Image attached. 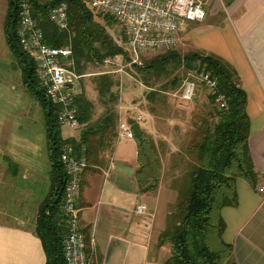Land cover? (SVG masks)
Listing matches in <instances>:
<instances>
[{
    "label": "crops",
    "instance_id": "obj_1",
    "mask_svg": "<svg viewBox=\"0 0 264 264\" xmlns=\"http://www.w3.org/2000/svg\"><path fill=\"white\" fill-rule=\"evenodd\" d=\"M214 1L207 2L210 7L204 20L186 24L182 38L193 49L220 58L236 72L246 94L248 147L257 173L255 187L237 178L236 205L220 209L225 224L222 238L232 247L224 264H264V191H260L264 187V0H229L212 6ZM6 10L7 1L0 0L1 207L11 214L20 209L23 213L0 222V264H45V252L31 217L26 218L28 222L13 221L36 213L50 183L41 109L25 91L6 42ZM127 116L123 109L117 113L111 145L99 147L97 158L87 162L81 177L79 224L89 264H163L170 256L167 242L152 245L167 226V205L175 191L163 176L154 191H139L134 175L137 140L118 139L117 130L119 122H137L141 129L143 117L137 121V115H130L132 120ZM99 117L90 118L89 123ZM80 124L76 135L61 136L78 140L86 123ZM18 176L27 179L25 187L15 181ZM32 188H44L45 194L27 202L34 193ZM139 203L146 206L142 213L136 210Z\"/></svg>",
    "mask_w": 264,
    "mask_h": 264
},
{
    "label": "trees",
    "instance_id": "obj_2",
    "mask_svg": "<svg viewBox=\"0 0 264 264\" xmlns=\"http://www.w3.org/2000/svg\"><path fill=\"white\" fill-rule=\"evenodd\" d=\"M6 1V42L19 66L25 91L41 108L45 152L49 163L50 185L39 204L34 233L41 240L46 256L45 264H64L62 242L67 226L62 212V195L66 177L60 153L65 144H71L78 152L83 149L87 162L93 163L99 147L111 145L117 114L113 110H106L96 121L89 123L92 104L79 85L80 91L74 98L76 117L86 125L78 140L61 136V125L57 119L60 106L46 97L36 73L35 61L20 49L17 42L18 6L21 0ZM28 1L32 3V15L38 22L43 42L56 47L70 45L77 73L82 61L101 63L107 57L123 55L125 60L132 62L130 54L113 41L101 23L94 20L96 11L82 0H65L68 5V27L64 30L58 29L48 18L50 9L62 0ZM97 14L104 17L106 24L116 22L108 14ZM158 53L146 63L132 62V65L140 73L166 71L170 66L180 64L186 70H204L216 81L215 89L209 93L208 98L217 101L218 96H223L225 101V105L216 110L217 120L211 125L202 126L200 140L191 148L199 163L187 173L174 210L169 213L172 220L158 236L159 242H168L170 245V256L163 264H224L232 247L222 238L225 224L220 209L236 205L237 178L244 179L253 187L257 181L248 147L246 94L239 85L234 69L214 55L190 51L181 56L171 49ZM97 78L98 93L103 96L111 82L104 73ZM148 95L152 99V91ZM136 142L138 167L134 175L139 191H154L160 179L159 153L153 140L143 133ZM5 159L11 163L10 159ZM213 243L217 244L215 250L210 247Z\"/></svg>",
    "mask_w": 264,
    "mask_h": 264
},
{
    "label": "built area",
    "instance_id": "obj_3",
    "mask_svg": "<svg viewBox=\"0 0 264 264\" xmlns=\"http://www.w3.org/2000/svg\"><path fill=\"white\" fill-rule=\"evenodd\" d=\"M88 7L102 14L112 16L122 36L120 40L125 50L131 55L132 62L139 60L143 53L160 52L172 48L181 28L190 22H200L206 15L205 6L209 0H82ZM32 3L21 0L18 6V25L16 38L20 49L36 63V73L45 89L46 97L60 106L58 122L73 129L80 126L76 117L74 98L79 93L78 79L81 77L74 70L70 45L50 46L43 42L38 22L32 15ZM49 20L60 30L68 27V5L65 0L55 4L48 13ZM108 62V60H107ZM199 81L212 93L216 81L204 70L195 69ZM196 85L194 79L187 78L174 94L181 105L195 101ZM217 100L225 105L223 96ZM142 116L137 115V121ZM118 139H134L130 124L119 122ZM60 161L65 173L62 195V212L66 221L67 232L62 242L64 264H89L86 253L85 235L79 224L77 195L82 174L87 166L83 149L78 152L71 144H65ZM264 191V187L260 188ZM137 212L146 210L145 204L139 203Z\"/></svg>",
    "mask_w": 264,
    "mask_h": 264
},
{
    "label": "rangeland",
    "instance_id": "obj_4",
    "mask_svg": "<svg viewBox=\"0 0 264 264\" xmlns=\"http://www.w3.org/2000/svg\"><path fill=\"white\" fill-rule=\"evenodd\" d=\"M228 1L215 0L212 6H221L222 3L225 4ZM209 7L205 6L206 12ZM93 18L105 27L107 33L117 45H120L124 51H127L125 50V45L120 40V36H122L120 26L115 21L106 24L104 17L101 14H97V12L94 13ZM187 25L181 28L176 44L172 48H169L181 56L190 51H197L182 38L186 32ZM154 53L156 52H146L141 54L142 56L139 55V60L136 63H146L159 54L158 52ZM132 64V62L125 60L123 55L107 57L101 63L82 61L78 67V73L81 75L78 82L85 97L91 101V119L101 116L106 110H113L117 114L121 109L126 111V115L129 114L127 116L129 120H132L130 115H141L143 117V125L140 131L153 140L161 163L160 177L163 176L166 184L175 191L173 201L167 205V210L171 212L174 210L179 190L183 185L184 179H186L187 173L192 169V166L199 163L196 153L193 152L194 150L192 151V147L200 140V129H202L203 125H211L217 120L216 110L220 109L222 105L220 101H211L208 98L209 91L199 81L197 74H195V69L186 70L180 64L170 66L166 71L140 73L136 71ZM15 65L19 69L16 59ZM103 73L107 75L111 86L105 95L101 96L98 93L99 83L97 77ZM187 78L194 79L197 82L196 98L194 102L183 106L178 102L174 94L180 89L183 81ZM174 79L175 81H173ZM150 91L153 93V96L151 95L152 99L148 95ZM37 105L40 108L38 102ZM41 122L43 125L42 111ZM76 133L77 129H73L69 125H61L62 136L67 137L70 134L76 135ZM15 181H17L19 186L24 187L27 183V179H23L21 176L16 177ZM2 189V184L0 183V222H8L10 216H14V214L22 215L23 212L20 209L11 214L1 207ZM38 189H40V192H38ZM32 190L34 193L31 192L27 202L29 200H33L34 202L45 194L44 188H32ZM37 211L36 213L33 211L34 215L29 214L31 213L29 212L24 218L13 219V221L18 222L22 220L23 222H28L26 218L30 216L31 219L29 221L35 227ZM169 215H167V225L172 220ZM162 243L164 242H159L156 239L153 241L154 245L152 247ZM210 247L215 250L217 249V244H210Z\"/></svg>",
    "mask_w": 264,
    "mask_h": 264
},
{
    "label": "water",
    "instance_id": "obj_5",
    "mask_svg": "<svg viewBox=\"0 0 264 264\" xmlns=\"http://www.w3.org/2000/svg\"><path fill=\"white\" fill-rule=\"evenodd\" d=\"M131 127H132V130H133L134 138L136 140H140L141 139V131H140L139 127H138V123L137 122L133 123L131 125Z\"/></svg>",
    "mask_w": 264,
    "mask_h": 264
}]
</instances>
